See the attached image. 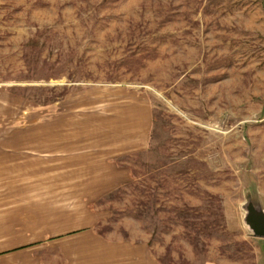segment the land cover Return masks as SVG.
<instances>
[{
    "label": "rangeland",
    "instance_id": "rangeland-1",
    "mask_svg": "<svg viewBox=\"0 0 264 264\" xmlns=\"http://www.w3.org/2000/svg\"><path fill=\"white\" fill-rule=\"evenodd\" d=\"M90 86L152 113L101 229L163 263L264 264L242 208H264V0H0L1 122L43 136L46 121L54 154L56 101Z\"/></svg>",
    "mask_w": 264,
    "mask_h": 264
},
{
    "label": "crops",
    "instance_id": "crops-1",
    "mask_svg": "<svg viewBox=\"0 0 264 264\" xmlns=\"http://www.w3.org/2000/svg\"><path fill=\"white\" fill-rule=\"evenodd\" d=\"M118 91L90 86L58 99L54 154L46 121L43 136L24 131L30 122L0 121V264H185L161 262L145 238L101 229V201L130 175L117 159L145 149L152 127L149 106L130 94L118 103ZM121 104L128 110L110 111Z\"/></svg>",
    "mask_w": 264,
    "mask_h": 264
},
{
    "label": "water",
    "instance_id": "water-1",
    "mask_svg": "<svg viewBox=\"0 0 264 264\" xmlns=\"http://www.w3.org/2000/svg\"><path fill=\"white\" fill-rule=\"evenodd\" d=\"M242 208L245 211L244 222L254 236L264 238V208L262 204L247 195Z\"/></svg>",
    "mask_w": 264,
    "mask_h": 264
}]
</instances>
